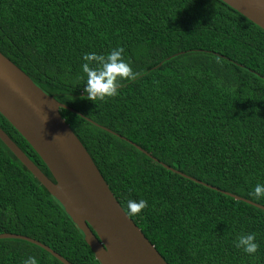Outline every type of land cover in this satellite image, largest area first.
I'll return each mask as SVG.
<instances>
[{
	"label": "trees",
	"instance_id": "16d2710c",
	"mask_svg": "<svg viewBox=\"0 0 264 264\" xmlns=\"http://www.w3.org/2000/svg\"><path fill=\"white\" fill-rule=\"evenodd\" d=\"M117 47L137 75L115 96L87 99L82 57ZM0 52L72 109L59 113L125 213L128 200L147 202L129 217L167 264H264V209L225 193L264 206L252 194L264 185V29L221 0H0ZM0 127L52 178L1 114ZM0 233L71 264H100L1 140ZM247 233L258 244L251 255L235 246ZM29 256L63 264L0 238V264Z\"/></svg>",
	"mask_w": 264,
	"mask_h": 264
},
{
	"label": "water",
	"instance_id": "95a60500",
	"mask_svg": "<svg viewBox=\"0 0 264 264\" xmlns=\"http://www.w3.org/2000/svg\"><path fill=\"white\" fill-rule=\"evenodd\" d=\"M221 1L264 29V0ZM60 108L70 109L42 91L25 72L0 52V114L38 154L52 178L46 176L0 127L2 143L60 202L100 264H167L126 215L91 156L60 115ZM133 145L151 157L140 146ZM163 166L174 170L165 164ZM225 193L264 209V206L248 199ZM0 238L29 241L61 263L71 264L47 245L30 237L0 233Z\"/></svg>",
	"mask_w": 264,
	"mask_h": 264
},
{
	"label": "clouds",
	"instance_id": "9594fccd",
	"mask_svg": "<svg viewBox=\"0 0 264 264\" xmlns=\"http://www.w3.org/2000/svg\"><path fill=\"white\" fill-rule=\"evenodd\" d=\"M123 49L114 48L105 54L86 53L83 57V63L80 66L86 81L84 92L87 99H104L117 94V88L120 80H132L137 73H134L128 62L122 56ZM252 194L256 199L264 198V185L257 184ZM147 202L143 199L128 200L126 215L132 216L144 209ZM235 246L246 254H253L257 251L258 244L253 233L240 235ZM23 264H36L34 257L29 256Z\"/></svg>",
	"mask_w": 264,
	"mask_h": 264
}]
</instances>
